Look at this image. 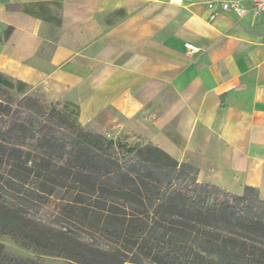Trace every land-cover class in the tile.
<instances>
[{"label":"crops","instance_id":"crops-1","mask_svg":"<svg viewBox=\"0 0 264 264\" xmlns=\"http://www.w3.org/2000/svg\"><path fill=\"white\" fill-rule=\"evenodd\" d=\"M215 1L0 0V73L72 102L95 133L189 162L198 183L263 199L264 13Z\"/></svg>","mask_w":264,"mask_h":264},{"label":"trees","instance_id":"trees-1","mask_svg":"<svg viewBox=\"0 0 264 264\" xmlns=\"http://www.w3.org/2000/svg\"><path fill=\"white\" fill-rule=\"evenodd\" d=\"M6 29L4 40L13 30ZM27 91L0 73V179L60 192L61 211L112 244L103 250L60 228L48 255L74 264H264V201L256 189L237 196L198 183L195 166L149 140L89 131L77 111L31 100ZM30 232L21 210L0 201V234L24 244ZM0 264L35 263L0 245Z\"/></svg>","mask_w":264,"mask_h":264},{"label":"rangeland","instance_id":"rangeland-1","mask_svg":"<svg viewBox=\"0 0 264 264\" xmlns=\"http://www.w3.org/2000/svg\"><path fill=\"white\" fill-rule=\"evenodd\" d=\"M9 93L15 100L21 98V95L14 91H9ZM25 96H28L31 100L43 101L60 110L78 112L76 105H66L65 102L53 99L51 93L43 89H28ZM84 128L92 131L87 127ZM106 136L114 140L116 138L126 139L128 142L135 140L131 132L117 128L111 130L109 135ZM145 140L141 138L140 141ZM262 200L264 201V198ZM0 201L8 206L19 208L31 221V232L24 244L16 243L8 235L0 234V245L3 246L5 253L11 257L27 259L35 264H74L63 258L52 257L47 253L49 237L53 231L60 228L69 230L72 235L78 237L82 242L91 244L94 247L103 250L112 248L110 241L93 232L84 231L79 221L70 219L61 211L63 200L60 192L53 195H44L38 192L32 184L15 182L9 177L2 176L0 179ZM236 237L238 238V236ZM260 241L264 243V238ZM141 264L150 263L142 261Z\"/></svg>","mask_w":264,"mask_h":264},{"label":"built area","instance_id":"built-area-1","mask_svg":"<svg viewBox=\"0 0 264 264\" xmlns=\"http://www.w3.org/2000/svg\"><path fill=\"white\" fill-rule=\"evenodd\" d=\"M207 8L214 12H231L237 18L247 14L260 16L264 13V0H221L210 2ZM189 50H194L190 45H186Z\"/></svg>","mask_w":264,"mask_h":264}]
</instances>
